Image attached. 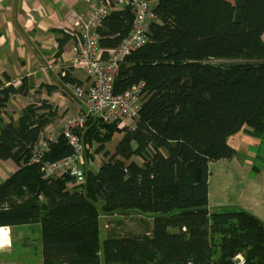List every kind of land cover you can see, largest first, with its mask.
I'll list each match as a JSON object with an SVG mask.
<instances>
[{
  "label": "trees",
  "instance_id": "trees-1",
  "mask_svg": "<svg viewBox=\"0 0 264 264\" xmlns=\"http://www.w3.org/2000/svg\"><path fill=\"white\" fill-rule=\"evenodd\" d=\"M149 1L157 16L150 41L122 60L114 80L118 93L145 83L134 126L88 119L84 159L94 158L95 145L105 159L72 189V176L46 177L41 164L30 162L55 115L50 104H29L0 125V160L19 166L0 184V226L40 223L43 264H234L237 253L245 264H264L261 219L239 207L208 210L210 162L237 155L229 138L241 129L264 139V0ZM133 21L129 7L112 11L98 29L100 44L117 46ZM11 81L0 77V121L12 97L29 91L25 81ZM116 131L122 137L111 155L105 147ZM71 151L61 136L45 160ZM130 210L208 214L210 241L203 242L195 222L187 235L158 218L153 249L139 238L126 250L113 236L103 253L102 212Z\"/></svg>",
  "mask_w": 264,
  "mask_h": 264
},
{
  "label": "crops",
  "instance_id": "crops-1",
  "mask_svg": "<svg viewBox=\"0 0 264 264\" xmlns=\"http://www.w3.org/2000/svg\"><path fill=\"white\" fill-rule=\"evenodd\" d=\"M90 1L0 0V77L4 79L6 76L10 77L11 82L16 86L22 85L25 81L29 88L27 94L19 93L12 97L11 103L2 114L1 127L6 126L11 118L17 120L21 111L29 104L34 103L39 107L45 102L50 104L51 111L55 112L41 133L40 137H45L60 129L65 117L76 115L84 110L83 101L76 98L72 92L74 84L70 80L75 79L80 82L79 84H86L89 78L84 68L72 65L71 60L75 55L77 39L66 28L71 26L75 14L89 12ZM39 111L40 113L50 112L48 108H42ZM132 124H135V121H132ZM237 135L239 141L234 144L233 141ZM241 136H245L243 140ZM255 139L258 141L256 148L260 150V146L264 143L263 139L253 138L245 128L241 129L229 138V143L237 150V155L228 161L216 162H233L245 149L240 147L241 144L249 140L245 146L249 148L254 144ZM255 152H252V156L261 158L263 164L253 163L249 174H256L253 175L255 176L253 180L245 181L244 194L241 193L242 201L230 203L225 207L248 210L264 222V153L261 155L260 151ZM84 163H86L85 159ZM18 168V164L12 159L0 160V184ZM208 208L217 210L223 207L221 203L213 206L209 199ZM19 225H22L24 230L21 231L24 235L26 231L34 228L33 225L41 229L40 223ZM11 226L13 225L0 226L7 230L9 238L12 237L11 230L16 233ZM4 238L0 236V241ZM6 251L9 252V244H5L0 249V252Z\"/></svg>",
  "mask_w": 264,
  "mask_h": 264
},
{
  "label": "built area",
  "instance_id": "built-area-1",
  "mask_svg": "<svg viewBox=\"0 0 264 264\" xmlns=\"http://www.w3.org/2000/svg\"><path fill=\"white\" fill-rule=\"evenodd\" d=\"M126 7L132 9L134 14L129 33L117 46H102L98 29L104 18L112 11ZM156 19L149 0H91L87 14H75L71 26L66 29L77 39L72 65L84 68L89 78L88 83L74 84L72 88L74 95L83 101L84 110L65 117L60 129L40 137L35 143L30 162L41 164L44 176L67 174L75 179V184L85 181V145L81 134L90 117H97L105 122L118 120L120 126L134 125L131 123L139 115L145 83L141 81L118 93L115 92L114 80L122 60L150 41V25ZM61 136L72 147L71 153L60 159L45 160ZM233 262L245 264L246 259L242 253H237Z\"/></svg>",
  "mask_w": 264,
  "mask_h": 264
},
{
  "label": "rangeland",
  "instance_id": "rangeland-1",
  "mask_svg": "<svg viewBox=\"0 0 264 264\" xmlns=\"http://www.w3.org/2000/svg\"><path fill=\"white\" fill-rule=\"evenodd\" d=\"M153 4L154 2H151V5ZM236 61L240 60L220 59L216 62L228 63ZM121 137L122 132L116 131L113 137L106 143L105 149L108 150L111 155H114L115 146ZM244 137L245 136H241V139L243 140ZM253 138L255 137L253 136ZM238 141L239 137L237 135L234 138L233 143L237 144ZM246 142L244 141V144H241L240 146L242 149L245 148L243 153H240L233 162L212 161L209 164V199L213 206L219 205L221 203L223 208L217 209L219 211L228 210L229 208L226 207L227 205H230V203H240L242 201L241 193L242 195L244 194L245 181L253 180L255 177L253 175L256 174H249L252 166L254 165L253 163L255 162L256 164H263V162H261V158L252 156V152H255V150V153L260 151V154L263 155L264 143L260 146L261 148L259 150V148H256L258 141L256 139L253 140L254 144L249 148L247 147L249 150H251L249 151L245 147ZM95 147L96 145L91 149V153L94 154V158L91 159L88 157L85 160L86 163H84L86 165L83 164V168L85 170L90 168L96 169L98 165H100V163L105 159L104 153L94 152ZM256 181H258V179H256ZM69 184L73 189L75 183L70 182ZM208 210L209 212L210 210L213 212L215 209L213 210L212 208H208ZM158 218L170 224V231L181 232L187 235L189 234V226L187 224H189V222H195L196 233H198L203 238V242L209 243L210 241L209 231L211 228V222L208 214L175 212L166 215L156 212H136L130 210L127 212L117 211L112 214L102 212L100 226L103 243L107 238L118 236L124 239L125 249L132 250L139 238H146L149 249H153V238L155 235L154 227ZM11 227L16 231V233L12 230L10 231V235L12 234V237L10 238L11 243L9 245V252H0V264H43L40 229H37V227L33 225L34 228H31L30 231H26L24 235V232L21 231L24 230L22 225H13ZM105 246L106 244L104 243L102 250L103 253L106 248Z\"/></svg>",
  "mask_w": 264,
  "mask_h": 264
},
{
  "label": "clouds",
  "instance_id": "clouds-1",
  "mask_svg": "<svg viewBox=\"0 0 264 264\" xmlns=\"http://www.w3.org/2000/svg\"><path fill=\"white\" fill-rule=\"evenodd\" d=\"M0 236L5 237L2 241H0V249H2L5 244L10 245L11 240L8 237L7 230L3 227H0Z\"/></svg>",
  "mask_w": 264,
  "mask_h": 264
}]
</instances>
